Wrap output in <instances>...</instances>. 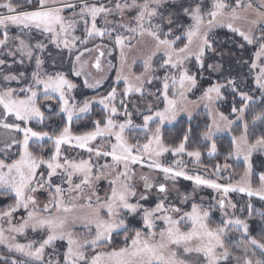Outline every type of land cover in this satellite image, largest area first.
Returning <instances> with one entry per match:
<instances>
[{
  "label": "snow or ice",
  "instance_id": "1",
  "mask_svg": "<svg viewBox=\"0 0 264 264\" xmlns=\"http://www.w3.org/2000/svg\"><path fill=\"white\" fill-rule=\"evenodd\" d=\"M249 10L254 18L246 28L238 26L237 21L247 20L241 13ZM78 29L82 35H76ZM217 29L240 37L241 49L254 46V58L237 61L248 66L253 87L246 90L243 79L226 69L225 53L215 46ZM105 37L111 47H87ZM49 46L74 57L71 74L94 90L106 77L87 71L85 54L98 51L91 67L100 71L101 47L109 49L108 55L118 51L114 85L105 95L77 100L79 85L46 67L51 58L55 69ZM140 46L146 51L130 63ZM138 60L143 71L136 74L132 69ZM192 62L201 76L218 77L197 100L189 99L199 86ZM121 81L124 87L118 90ZM225 90L239 101L229 115L215 108ZM200 103L213 116L202 133L210 142L209 155L217 152L215 134L231 132L236 121L242 122L225 157H242L247 165L235 183L218 182L221 171L231 167L227 163L215 165L216 178H206L189 174L180 159L161 160L166 153H186L199 163L201 151L186 148L191 128L176 145L165 143L162 129L181 113L191 118L189 105ZM256 104L264 105V0H0V199L8 201L0 207V264H264V234L253 235L248 222L251 200L239 208L247 210V218H241L229 195L264 201V172L254 186L251 163L254 153L264 152V131L249 130L250 123L253 128L264 124V107L254 111ZM94 105L103 115L91 120V130L74 134L73 123L88 118ZM134 114L142 123L134 121ZM53 117L62 126L33 127ZM136 131L142 139L130 136ZM137 165L162 173L163 180L141 176L139 187ZM178 178L193 182L194 191L180 193ZM101 181L107 184L103 194ZM200 187L218 194L214 202H191L186 209ZM41 193L46 194L43 202ZM215 210L221 219L213 225ZM258 214L264 219V212Z\"/></svg>",
  "mask_w": 264,
  "mask_h": 264
},
{
  "label": "rangeland",
  "instance_id": "2",
  "mask_svg": "<svg viewBox=\"0 0 264 264\" xmlns=\"http://www.w3.org/2000/svg\"><path fill=\"white\" fill-rule=\"evenodd\" d=\"M253 2H254V4H258L259 0H253ZM65 14L66 15H70V12H66ZM241 15L242 16L246 15L247 16V20L237 21V25L240 26V27H245L246 28L248 26V20L253 19L254 18V14L251 12V10H249L247 13L242 12ZM15 32H16V30L13 29L12 33L15 34ZM221 32H228V33H230L232 35V37H235V38L239 39L243 43V41L241 40L240 37H238V36L234 35L233 33L229 32L227 29H217V30L214 31L213 35H214V38H215V40H216V42L218 44L235 46V47L239 48V44H235V43L231 42L233 38L225 39L223 34H221ZM76 35H82V30L78 29L77 32H76ZM105 44H107V45H109V47H111V44H110V42L108 41V39L106 37L103 40H101L100 38H96L94 40L89 41V44L87 45V47L94 48V46H96V45H105ZM250 47L254 48V46H250ZM239 49L242 50L241 48H239ZM100 50L105 52V55L103 57H101V70L100 71H97L95 68L91 67V65L95 61L96 56L99 54L98 51L94 50L91 54L86 53L84 58L88 61L87 71H89L92 74L93 77H97V78L106 77V79L104 80L103 86L101 87V88H103L106 85V83L112 78V76L114 77V81H115L116 72H117V69L119 68V53H118V51H113L111 55H108V50L109 49L105 48V47H101ZM49 51L52 53V57L55 58V69L52 68L53 60L51 58L48 59L46 67L50 71L59 70V71H63L65 74L66 73H71L72 65L70 63V59H74V57L69 58V56H68L66 51L64 53H59V51L57 49H55L54 47H52V46H49ZM145 51H146V46H140L139 52L134 51V52H132L130 54L129 62L131 63V58L133 56H138V55L144 53ZM254 52H255V50H254ZM254 52L252 53V58H254ZM224 53H225V56H224L223 59H224V63H225L226 69L231 71L232 74H234V75L238 71V73L240 75H237V77H241L243 79L244 86H245L246 90H247L248 87H253L252 83H251L250 86L248 85V81H251V76L249 75L248 66L246 64H240V63L237 62V61H239L241 59H243V60H250V59L243 58V57L238 58L233 53H232V56H228L227 55L228 52H224ZM61 57H63V59H61ZM217 59H219V57H217ZM109 62L111 64V67L109 66ZM194 64H195L194 62L189 64V68H190L191 72L196 73V71H198L196 66L194 67V69H192V66ZM28 67L30 68L31 66H28ZM132 70L136 74H139L140 72H142L143 71L142 62H140L138 60L137 63L134 65ZM72 76H73V78L75 80H78L80 82V85L78 84L79 87L75 90V93H74L76 98H77V100H81L87 94L96 92V91L101 89L100 88V89L94 90V89L85 88V87H83V77H76L74 75H72ZM215 76L217 77L216 74L209 75L207 72L203 73L202 76H201V74L197 75L199 86L196 89H194L192 93L189 94V99L190 100H197L199 98V96L202 94V90L207 88V87H203L202 82L204 80H208L209 78L215 77ZM214 82L215 81H213V83ZM119 85H122V87H124V84H123L122 81L120 82ZM154 85H155V87H159L158 83L154 82ZM13 86L14 87L16 86L15 83H13ZM149 87L153 88V86H149ZM153 90H154V88H153ZM225 92H229V91L225 90ZM225 92H224V94H225ZM170 95H171V92H170ZM132 100H133V102H136L138 100V97L133 96ZM224 100L219 101L215 105V108L219 110V105ZM94 106H98V107L101 108V106H99V105H94ZM130 110H131V105H130ZM189 110L192 113L191 118L188 116V114L186 112L185 113H181L178 116L176 121H173L171 123H165V125L163 126V129L173 127L181 119H185L187 121H191L193 118H195L196 116H198L199 114H202V113L205 114L208 117L209 124L212 123L213 116L209 114V109L205 108L203 103H200L199 106H191V105H189ZM46 115H47V112H46ZM133 118H134V121L137 124L142 123V119L140 118V116L138 114H134ZM230 119H235L234 115H231ZM237 128L242 130V122L236 121V123L233 125V130H236ZM233 130L231 132H226L225 131V132L216 133L215 136H214V139L216 140V139H218L220 137H228L230 139V141H231L232 136H233L232 135ZM136 132L137 133H142L140 131H136ZM136 132H134V133H136ZM204 142L207 143L210 146V142L209 141L204 140ZM258 153H264V152H256V153L253 154V156L258 154ZM71 154L75 155V153H71ZM216 154H217V152H216ZM216 154L209 155L208 152H207L205 156L210 157V158H214L216 156ZM80 155L85 157V158H87V153H85L83 151H80ZM202 156L203 155H201L199 163L195 162L194 158L188 157L186 155V153L182 154L180 156H173L171 153H166L164 155V157L161 158V160L165 164H171L174 160L180 159L187 166L186 170L189 172V174L199 173V174L205 176L206 178H216L213 175L215 166L214 167L205 166L203 164V157ZM253 156L251 158V163H252ZM230 160H232L235 164H243L245 166V168L247 167V165L244 162L242 157L241 158L232 157V158H230ZM101 162H103V161H101ZM134 167H135V170H136V177H135L134 182L141 188L143 187V181L141 180V176H145L146 175L150 179H152L153 182H158V181H162L163 180V174L162 173L154 172L153 170H150V169H148L146 167L145 168H141L139 165L134 166ZM252 168H253V176H254L255 173H254L253 163H252ZM233 175H234V173H233L231 168L226 169V170H222L221 173H220V179L218 180V182H220V183H229V182H231V179H232ZM231 183H235V182H231ZM99 187H100L101 194H103L104 190L107 188L106 182L105 181H101ZM194 188H195V186H194L193 182L184 180L183 178H178L177 179L176 189H178L180 193H185V194L192 193L194 191ZM172 195L176 196V191L175 190L173 191ZM217 195L218 194L212 189H209V188H206V187H200L199 189H195V195H194L192 201H190L189 204L184 205V207L186 209L190 210V203L191 202L203 203L205 206H207L209 203L214 202L213 201V197H216ZM229 195H230V198L232 199V201L237 203L238 208H237L236 215H239L241 218H243V215H244L243 212L239 211V208L242 207L241 206L242 205L241 204V197H246L248 200L252 199V198L259 200L257 197L248 198L246 195L240 194V193H230ZM45 198H46V194L41 193L40 194L41 202H43L45 200ZM201 198H203V200ZM262 202H264V201H262ZM149 203H151V201H149ZM229 211L231 212V210H229ZM212 219L213 220H217L218 223L220 222L221 214H220L219 210H215L213 212V218ZM3 251H4L3 247L0 246V252H3Z\"/></svg>",
  "mask_w": 264,
  "mask_h": 264
},
{
  "label": "trees",
  "instance_id": "3",
  "mask_svg": "<svg viewBox=\"0 0 264 264\" xmlns=\"http://www.w3.org/2000/svg\"><path fill=\"white\" fill-rule=\"evenodd\" d=\"M31 7V6H27ZM223 34L225 39H230L233 38L231 42L235 44H240L242 43L239 39L232 37V35L228 32H221ZM224 44V43H223ZM217 50H223V52H231L233 53L236 57L238 58H248L251 60L252 58V53L254 52V48L245 45V47L240 50L238 47L235 46H229V45H221L216 42ZM195 64L192 66V69H194ZM162 75V72L158 73ZM197 75H200L198 71H196ZM68 75L69 79H71L73 82L77 83L80 85V82L78 80H75L71 73H66ZM240 75L237 71L235 74ZM218 77H211L208 80H204L202 82L203 87H208L210 83H213V81H216ZM114 85V77L106 83V85L101 88L100 90L87 94L85 97L91 98L94 96H99V95H105L107 91L110 90V88ZM248 85H251V81H248ZM123 87L122 85H118V90H121ZM255 95L258 97L259 96V91L255 92ZM225 100L220 103L219 105V111L224 112L225 115H229L231 113V107L232 104L235 102L238 106L239 101L238 98L234 101L233 96L230 92H225L224 94ZM264 105L261 104H256L254 106V111H259ZM101 115H103L101 108L98 106H93L92 113L91 115L83 120H80L79 122H74L72 125V130L74 134H81L84 131L91 130V120L99 118ZM231 116V115H230ZM251 116L252 113L249 112L246 114V119L250 122L251 121ZM209 124V119L205 114H199L195 118H193L191 121H187L185 119H181L176 125H174L171 128H165L163 129V136L165 143L171 144V145H176L179 143V141L182 139L185 131L189 128H191V133H190V139L189 142L186 146L188 151L192 150H200L202 153L203 157V164L205 166H210L214 167L216 164H220L223 166L225 163L229 164L234 173L231 182H236L241 175H243L245 166L243 164H235L232 160L225 159L227 156V153L231 151V141L228 137H220L216 139V144H217V154L214 158H210L205 156L206 153L208 152L209 145L204 142L202 138V133L206 130L207 125ZM46 125H50V127H46ZM58 126H62V121L60 120L59 117H53L51 121H46L45 125H39L33 122V127L40 129V128H45V130H52L57 128ZM250 132H254L256 134L261 133L264 131V124L257 123L256 127L253 128L250 123ZM241 132V129L237 128L236 130H233L232 135H239ZM133 135V136H132ZM131 137L133 138H143V133H131ZM252 163L254 166V176H253V184L254 186L257 184V178L260 172H264V153H258L253 156ZM251 203L253 204L254 207V212L253 216L248 219L249 225H250V231L253 235H260L264 234V219L261 218V216L258 214L259 212H264V202L261 200L257 199H250ZM249 200L246 197H241V206H245L246 203ZM8 201L4 199H0V207L5 206V204ZM243 218H247V210L243 212ZM218 223L217 220H213V225ZM239 235L238 233L233 234V238ZM116 242H122V237H116Z\"/></svg>",
  "mask_w": 264,
  "mask_h": 264
}]
</instances>
